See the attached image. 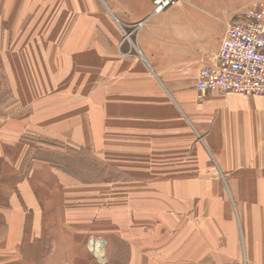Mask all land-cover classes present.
<instances>
[{"label":"rangeland","instance_id":"374dc122","mask_svg":"<svg viewBox=\"0 0 264 264\" xmlns=\"http://www.w3.org/2000/svg\"><path fill=\"white\" fill-rule=\"evenodd\" d=\"M208 3L216 11L228 13L229 22L238 20L245 8L260 4L257 0ZM64 10L69 13L63 21L62 13H50L52 28H43L47 23L39 13L37 21L30 20L21 29V38L25 39L20 46L21 59L32 53L37 70H30L28 62L22 61L25 69L20 78H14L18 88H13L10 77H2L0 82V123L19 118L23 130L15 149H5L0 206L10 205V197L2 190L9 185L14 187L12 197H21L26 188L25 168L33 159H47L62 173L86 185L85 196H65L64 209L75 215L78 228L85 233L83 246L87 250H58L57 254L54 250H36V264H172L180 242L191 238L197 242L196 258L205 249L225 250V188L221 176L210 169L216 164L190 125L188 111L176 107L174 113H166V118L161 119L160 112L142 107L126 110V97L131 96L117 93L125 88H112L109 78H102L100 84V77L94 76L93 45L85 49L81 46L86 59H79L78 43H70L75 56L69 68V50L64 43L84 29L71 26L76 10L68 5ZM64 21L69 22L62 24ZM141 23L121 30L123 39L130 40ZM50 57L62 59H57L53 68ZM142 78H135V83L147 88L155 84ZM193 95L187 91L189 101ZM61 137L80 148L48 142ZM26 145L27 154L17 166V159L10 155L18 146L24 149ZM31 185L47 196L46 186ZM19 202L23 203L21 199ZM189 216L196 226L192 233L187 229ZM7 230L0 228V264H30L25 261L28 255L11 248L12 236L4 242ZM93 242L100 244L102 256L91 250ZM1 243L10 250L7 255L1 254Z\"/></svg>","mask_w":264,"mask_h":264},{"label":"crops","instance_id":"0c3cea01","mask_svg":"<svg viewBox=\"0 0 264 264\" xmlns=\"http://www.w3.org/2000/svg\"><path fill=\"white\" fill-rule=\"evenodd\" d=\"M263 1L257 0L258 3ZM66 5L76 10L71 26L84 29L64 43L69 50L68 67L75 56L69 49L70 43H78L79 59H86L82 57L81 46L85 49L93 45L94 76L100 77V84L102 78H109L112 88L114 85L125 88L117 93L131 96L126 97V110L142 107L160 112L161 119L166 118V113H174L176 107L187 110L190 125L197 130L216 164L210 168L212 173L221 176V185L225 188V250L205 249L196 258V240L184 239L172 264H264V96L212 93L203 101L196 99L198 70L214 62L230 15L223 10L216 11L208 0H184L159 13L152 12V0H0V82L2 77H10L13 88H18L14 78H20L25 69L22 61L28 62L30 70H37V65L33 67L32 53H28L29 58L21 59L20 46L25 41L21 38V29L28 26L30 20L37 21L39 13L47 23L43 28H52L50 13H62L63 21L69 13L64 10ZM66 22L69 21L62 24ZM139 22L142 23L132 38L123 39L121 30ZM50 35L51 32H47V44ZM78 35L80 40L75 37ZM57 59L62 58H49L53 68ZM142 76L155 84L150 88L139 86L134 80ZM188 90L194 93L191 103L187 98ZM135 96L139 97L138 102ZM21 120L9 118L0 123L3 174L5 149L12 150L15 143L20 142ZM48 142L71 143L64 137L50 138ZM27 147L18 146L13 156L10 155L17 159V166L27 154ZM49 162L33 159L28 163L26 188L19 197L23 203L12 197L14 187L9 185L2 189L11 199L8 207L0 206V228L8 229L2 238L6 242L12 236L11 248L28 255L25 261L30 264L37 263L36 250L37 253L54 250L55 254L58 250H87L83 246L85 233L78 228L75 215L64 209L67 207L65 196H85L86 185ZM32 183L46 186L47 196L43 197ZM189 223L187 229L192 233L196 226L194 220L190 219ZM209 230L212 231V227ZM2 247L1 254L7 255L10 250H6L5 244Z\"/></svg>","mask_w":264,"mask_h":264},{"label":"built area","instance_id":"2783aa9c","mask_svg":"<svg viewBox=\"0 0 264 264\" xmlns=\"http://www.w3.org/2000/svg\"><path fill=\"white\" fill-rule=\"evenodd\" d=\"M179 1L153 0L152 12ZM195 89L198 101L212 93L264 96V1L226 25L214 62L198 70Z\"/></svg>","mask_w":264,"mask_h":264},{"label":"bare ground","instance_id":"6f19581e","mask_svg":"<svg viewBox=\"0 0 264 264\" xmlns=\"http://www.w3.org/2000/svg\"><path fill=\"white\" fill-rule=\"evenodd\" d=\"M91 250H92V251L94 252V254L97 255V256H102V255H103L100 244H97V243L94 244V242H93V243L91 244Z\"/></svg>","mask_w":264,"mask_h":264}]
</instances>
